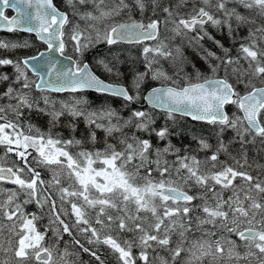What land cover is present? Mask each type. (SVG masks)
Instances as JSON below:
<instances>
[{"label": "snow or ice", "instance_id": "obj_1", "mask_svg": "<svg viewBox=\"0 0 264 264\" xmlns=\"http://www.w3.org/2000/svg\"><path fill=\"white\" fill-rule=\"evenodd\" d=\"M0 30V264H264V0H0Z\"/></svg>", "mask_w": 264, "mask_h": 264}, {"label": "trees", "instance_id": "obj_2", "mask_svg": "<svg viewBox=\"0 0 264 264\" xmlns=\"http://www.w3.org/2000/svg\"><path fill=\"white\" fill-rule=\"evenodd\" d=\"M9 12L7 11V14H8ZM242 34H245V33H242ZM10 34L9 33H7V32H2V31H0V37H8ZM219 38V37H218ZM226 43H228V41H225ZM45 48V46L42 44V42H38V50L40 51V50H42V49H44ZM128 49H129V52H128V54H130L131 56H137L139 53H138V51H137V49L135 48V46H128ZM107 51H108V46H104V45H102V46H100V48H99V54H105V53H107ZM65 53L67 54V55H70V56H72L73 55V53H72V51H71V48L69 47V48H67L66 50H65ZM92 55H96V53L94 52ZM89 61H91L92 60V58H91V56H89L88 58H87ZM126 72H127V68H125L124 69ZM189 71H191V69H189ZM97 74H99V71H97ZM129 79V77L126 75L125 76V78H124V80L123 81H119V82H127V80ZM156 85V83L154 82L153 83V85L152 86H155ZM64 94H61V96H63ZM96 95L97 94H95V93H92V92H89L88 93V96H89V98L90 99H93V98H96ZM118 101H120V100H118V99H115L114 100V102H113V104L114 105H118ZM111 103H112V101H110ZM117 107V106H116ZM35 123H39V124H42L43 123V121H34ZM190 124L192 123V122H189ZM81 127H82V125H81ZM197 127H200V125L199 124H197ZM187 140V139H186ZM188 141V140H187ZM195 146V145H194ZM61 246H63V244H61Z\"/></svg>", "mask_w": 264, "mask_h": 264}, {"label": "flooded vegetation", "instance_id": "obj_3", "mask_svg": "<svg viewBox=\"0 0 264 264\" xmlns=\"http://www.w3.org/2000/svg\"><path fill=\"white\" fill-rule=\"evenodd\" d=\"M93 99H95V98H93ZM117 99H118V98H117ZM114 100H115V99H114ZM114 100H112V104H113ZM118 100H120V99H118ZM117 103H118V105H120V104L122 103V101L120 100V101H118ZM118 105H114V104H113L114 107H116V106H118ZM229 111H230V114H231V112H232V111H235V109H234V108H230ZM189 122H191L190 119L188 120V123H189ZM189 124H190V123H189ZM228 135L230 136L231 133H228ZM184 142H185V143H188L189 141L185 140ZM194 145H195V143H192V147H195V146H196V145H195V146H194ZM42 175H44L45 178H48V176H47L45 173H42ZM29 210H34V206L30 207ZM45 222H46V221H45ZM67 239H68V237L65 236V240H67ZM81 259H83L84 261H87V260H88V256H87V254H81Z\"/></svg>", "mask_w": 264, "mask_h": 264}, {"label": "water", "instance_id": "obj_4", "mask_svg": "<svg viewBox=\"0 0 264 264\" xmlns=\"http://www.w3.org/2000/svg\"><path fill=\"white\" fill-rule=\"evenodd\" d=\"M6 10H8V11L11 12V13H10L9 15H7V16L11 17V16L16 15V12H15L14 9H5V12H6ZM0 31H3V30H0ZM3 32H6V31H3ZM33 36H34V34H33ZM45 47H46V46H45ZM44 50H45V49H42V50H40V51H44ZM56 56H57V58L63 60V63H64V64H69V63H70L66 58H64V57H60V56H59V53H56ZM65 56H70V55L65 54ZM149 90H150V89H149ZM144 94L146 95L147 93L145 92Z\"/></svg>", "mask_w": 264, "mask_h": 264}, {"label": "rangeland", "instance_id": "obj_5", "mask_svg": "<svg viewBox=\"0 0 264 264\" xmlns=\"http://www.w3.org/2000/svg\"><path fill=\"white\" fill-rule=\"evenodd\" d=\"M128 76V75H127ZM129 77V79H130V76H128ZM120 105H118L117 107H119ZM30 207H32V206H30ZM61 247H63V246H61Z\"/></svg>", "mask_w": 264, "mask_h": 264}]
</instances>
